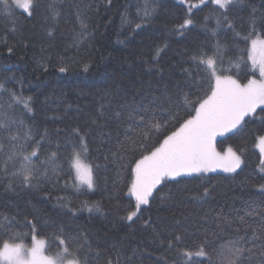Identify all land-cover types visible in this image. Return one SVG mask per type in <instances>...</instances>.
<instances>
[{
	"label": "trees",
	"instance_id": "trees-1",
	"mask_svg": "<svg viewBox=\"0 0 264 264\" xmlns=\"http://www.w3.org/2000/svg\"><path fill=\"white\" fill-rule=\"evenodd\" d=\"M38 2L32 17L16 10L15 31L0 6V83L33 98L32 112H25L7 92L0 93V119L12 115L22 119L37 140L47 132L42 152L57 151L59 159L56 171L41 177L35 188L23 185L20 178L0 177V226L6 223L4 216L14 218L10 228L0 230V246L4 240L30 244L32 235L44 238L47 245L53 233L63 229L73 246L81 244L86 234L93 250L106 254L90 257L93 264H106V257L115 259L117 251L121 264H165V258L171 264L175 251L167 250L160 241L174 232H183L188 246L194 241L203 242L207 235L210 251L226 239H235L233 229L221 231L215 227L217 215L227 216L235 227L238 216L264 207V191L259 187L264 184V172L255 147L257 137L264 133L260 119L264 112L258 108L238 129L217 138L219 149L231 146L242 156L240 169L235 173L192 174L179 184L170 181L162 187V194L167 196L171 191L172 199L161 200L154 193L156 198L142 206L140 218L129 222L121 217L129 205H134V198L127 193L132 179L131 161L142 153L137 149L124 154L122 160L113 156L126 136L134 135L125 120L116 116V101L147 104L153 92L159 93L165 86L174 90L177 83L194 94L193 98L197 93L203 95L206 80L201 88L199 77L181 72L182 68L194 69L189 60L193 52L221 57L223 64L217 59L218 71L230 69L226 74L246 82L255 71L247 52L240 51L245 45L235 33L247 30L253 9L259 22L264 0H240L235 4L228 12L233 29L223 22L217 25L215 5H201L192 10L193 24L182 30L179 25L188 16L189 3L199 0H150L154 10L147 17L141 10L145 0H56L59 15L55 20L47 7L50 0ZM77 13L88 25L89 35L83 43L73 37L72 29L79 30ZM137 24L141 26L137 28ZM9 47L13 48L11 53ZM157 47L161 51L154 59ZM238 56L244 58L236 67ZM62 64L68 67L63 73L59 71ZM85 64L90 66L88 71L84 70ZM107 92L120 95L105 96ZM10 103L14 105L11 109ZM181 116L186 118L183 111ZM77 127L88 131L90 152L82 158L94 166L92 189L77 187L74 170L69 173L68 158L76 142L72 129ZM172 130L169 124L160 133H153L147 142L149 147ZM10 182L12 188L7 187ZM203 187H210L211 195L205 200L193 199ZM145 220L151 227L144 224ZM26 221L36 225L35 233L30 232ZM204 229L209 231L205 233ZM15 233H20L23 240ZM245 235H251V230L240 225L239 236ZM247 246L251 247V242ZM204 264H209L207 259Z\"/></svg>",
	"mask_w": 264,
	"mask_h": 264
},
{
	"label": "snow or ice",
	"instance_id": "snow-or-ice-1",
	"mask_svg": "<svg viewBox=\"0 0 264 264\" xmlns=\"http://www.w3.org/2000/svg\"><path fill=\"white\" fill-rule=\"evenodd\" d=\"M110 2V0H109ZM240 0H199V3H189L188 16L179 29H184L193 24L191 18L192 10L201 5L211 3L216 6L215 11L219 14L216 23L219 26L222 22L230 29L235 26L229 21V10ZM2 12L13 25L17 23L16 10H21V14L32 17L39 7L38 0H0ZM52 13V19H56L59 13L56 10V0H50L47 5ZM143 15H150L154 10L150 0H145L142 6ZM139 14V11H138ZM208 19V17H206ZM79 30L72 29L74 40L83 43L88 33V25L80 19L77 13ZM141 25L137 24L139 28ZM49 36L53 35L51 29ZM238 41L244 43L245 48L241 52H247L248 59L252 65L259 68V79L249 78L246 83L234 78L232 74H226L230 69L220 68L218 71L217 59L223 64L221 57H209L203 52H193L189 57L193 68H182L181 72L187 77H199V86L207 82V88L203 89V95L185 92L183 87L177 83L174 90H169L165 86L164 90L151 94V100L145 104L142 101L123 103L116 101V112L118 118L125 120L128 130L134 135L127 137L120 144L113 156L117 159H124V154L141 151L138 159L131 161V182L128 185L127 193L134 198V205H129L125 209L126 215L121 219L134 222L140 218L142 206L150 204V198L155 199L159 195L161 200L172 199L171 191L165 196L162 194V187H166L168 182L174 181L179 184L184 177L192 174L202 175L214 172L217 169L226 173H235L241 168L243 160L241 156L229 146L224 151H218L217 137H224L227 133H232L245 123V117L253 115L260 108L264 112V13L257 18L256 10L253 9L249 17V27L245 32H236ZM6 43V41H5ZM13 48L9 47L11 53ZM161 49L157 47L154 59L160 54ZM243 56L236 57L235 66L239 67ZM233 62L230 60L229 64ZM89 65H84V70L88 71ZM68 70L67 65L59 67L61 73ZM187 83V82H185ZM7 92L15 105H23L25 112H32V97H24L22 92L17 94L14 90L6 89L0 83V93ZM105 96L118 97L119 92H107ZM112 101H109L111 105ZM10 103L8 108H13ZM101 115H103L104 105L101 104ZM181 111L185 117L181 116ZM261 123H264V116H261ZM174 122V123H173ZM93 123H96L93 120ZM169 124L173 125L170 134L163 135L155 145L149 147L153 133H160L161 129H167ZM15 129V131H14ZM72 133L76 137V142L72 145V152L68 158L69 173L75 171L76 186H87L92 189L95 185L94 166L84 165L81 157H87L90 148L88 144V131L80 128H73ZM47 132L37 140L30 128H26L22 119H17L14 115L5 116L0 119V177L20 178V182L29 187L35 188L40 184L41 177L47 178L49 173H54L59 159L57 151L43 153L44 141ZM32 145H35L34 147ZM59 148V145H57ZM256 147L261 156V171L264 172V135L257 137ZM43 155V159H41ZM95 167H98L95 166ZM62 170V167H61ZM180 178V179H178ZM14 185L10 182L7 187ZM264 191V184L260 186ZM210 187H203L202 192L194 195L195 200H205L211 195ZM61 201L63 198H60ZM98 209V206H96ZM92 209L89 208V211ZM99 210V209H98ZM248 217L252 220L250 223ZM6 223L0 226V230L8 229L12 226L13 217L4 216ZM206 219V217H205ZM238 224L234 227V221L222 214L217 215L215 227L223 231L233 229L237 234L235 239H226L218 247L209 250L207 235L204 241L191 246L185 244V234L183 232L172 233L169 238L160 241L161 246H166L167 250L175 251V258L171 264H204L207 259L209 264H264V207L246 211L245 215L238 216ZM179 224V221L176 222ZM30 232H36V225L31 221H26ZM144 224L151 227L148 220ZM240 225L251 230V235L239 236ZM200 229H197L199 232ZM209 229H204L207 233ZM16 238L23 240L20 233L14 234ZM157 235H159L157 233ZM70 237L63 229L53 233L50 241L46 245L44 239H38L37 235H32V244L27 246L24 243H17L14 240H4L0 246V262L2 264H93L90 257L106 255L99 250H93V243L85 234L84 239L78 246L70 243ZM251 242L252 246L248 247ZM55 248V251L52 249ZM115 249V246H113ZM87 249V252L84 250ZM50 254H46L49 253ZM130 259V258H129ZM106 264H121V258L117 251L116 258L106 257ZM165 264H168L165 258Z\"/></svg>",
	"mask_w": 264,
	"mask_h": 264
},
{
	"label": "rangeland",
	"instance_id": "rangeland-1",
	"mask_svg": "<svg viewBox=\"0 0 264 264\" xmlns=\"http://www.w3.org/2000/svg\"><path fill=\"white\" fill-rule=\"evenodd\" d=\"M251 62V61H250ZM251 65H252V62H251ZM252 68H253V70L255 71V78H257V79H259L260 77H259V68H258V66L257 67H255L254 68V66L252 65ZM234 78H236V77H234ZM252 78V77H251ZM247 82V81H246ZM246 82H244V83H246ZM234 131V130H233ZM228 134V133H227ZM226 135V134H225ZM262 135H264V133L262 134ZM217 138H219V137H217ZM256 143H257V141H256ZM217 147V146H216ZM255 147H256V145H255ZM228 147H226V148H224V149H219L218 147H217V150L218 151H224V150H226ZM256 149L259 151V149L256 147ZM234 151H236L235 149H233ZM238 153V152H237ZM239 154V153H238ZM240 155V154H239ZM241 156V155H240ZM241 158H242V156H241ZM81 160H82V163L84 164V165H88L89 163L86 161V160H84L82 157H81ZM243 160V159H242ZM216 171H222V170H220V169H217ZM74 174H75V171H74ZM84 187H87L86 185L84 186ZM37 238L38 239H44V238H40V237H38L37 236ZM45 240V239H44ZM46 241V240H45ZM25 245H27V246H31V244H32V242L30 243V244H27V243H24ZM46 254H48V253H46ZM1 264H2V262H0Z\"/></svg>",
	"mask_w": 264,
	"mask_h": 264
}]
</instances>
